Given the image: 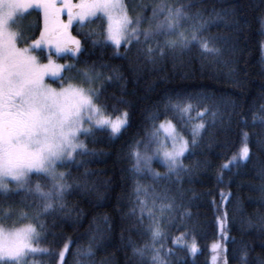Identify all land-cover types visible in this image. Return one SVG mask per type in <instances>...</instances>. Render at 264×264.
<instances>
[{
    "label": "trees",
    "instance_id": "obj_1",
    "mask_svg": "<svg viewBox=\"0 0 264 264\" xmlns=\"http://www.w3.org/2000/svg\"><path fill=\"white\" fill-rule=\"evenodd\" d=\"M155 2L179 7L189 0H126L132 13L143 10L147 20L142 18V24L146 27L150 18L146 16L149 8L144 5ZM192 2L191 12L202 11L204 19L212 21L201 35L215 38L210 46L218 47L219 54H205L193 44L182 52L165 49L168 54L161 57L158 46L175 37L156 36L145 42L141 35L140 43L134 39L121 44L116 55L117 49L103 42L107 36L103 16L73 24L70 31L86 51L78 57L79 63L71 53L57 58L78 69L94 66V73L100 74L97 81L101 95L97 102L110 116L127 112L128 126L115 137L107 128L96 129L87 136L89 152L76 155L74 163L60 165L63 172L71 173L69 183L88 182L87 190L74 188L66 195L65 212H49L37 219L32 211L40 205L38 198L24 190L0 192L5 228L18 227L29 219L39 230L41 248L48 249L47 253L30 254L28 264H60L58 253L65 244L70 247L64 264H75L76 249L86 250L89 246L93 255L79 257L87 264H152L150 257L133 252V247L143 248L151 240V234L145 231L149 220L143 217L141 223L137 219L140 214L134 188L143 181L162 192L176 217L166 231L170 243V250L165 243L170 251V255L163 256L166 264H211V245L218 240L220 229L216 206L225 193L227 264L264 262V0ZM23 19L19 38H37L43 24L42 11L33 9ZM185 28L188 25L182 30ZM94 40L99 43L93 44ZM149 48L154 51L149 53ZM41 51L46 57L44 49ZM103 64L108 67H101ZM113 69L120 79L114 78ZM71 74L78 73L66 71L63 76ZM55 81L59 84L60 80ZM187 109L205 124L198 147L183 159L191 172L182 174L179 181L175 176L153 180L130 172L136 142L146 139L153 124L170 120L191 140ZM245 142L250 148L249 158L230 169H221ZM34 177L46 184L42 177ZM7 209L11 217L3 216ZM14 210H21L18 217ZM187 233L196 238L195 254L173 243Z\"/></svg>",
    "mask_w": 264,
    "mask_h": 264
},
{
    "label": "snow or ice",
    "instance_id": "obj_2",
    "mask_svg": "<svg viewBox=\"0 0 264 264\" xmlns=\"http://www.w3.org/2000/svg\"><path fill=\"white\" fill-rule=\"evenodd\" d=\"M192 6L193 2L189 0L187 4H181L179 7L167 4L154 7L150 28L143 33L144 41L147 42L149 38L156 36L167 37L175 34L177 37L165 39L163 46H158L161 57L168 54L165 49L172 53L177 50L182 52L193 44H197L205 54H219L218 47L210 46L215 38L201 35L212 21L204 19L202 11L191 12ZM32 8H39L42 11L43 28L40 30L39 38L33 40L27 47L20 48L17 46L18 33L10 31L9 25L16 17L23 16ZM64 13L67 15V21L61 19ZM98 15L107 20V36L103 42L111 43L117 49L116 55H119L118 49L122 41L131 43L135 39L140 43L138 37L140 29L132 25L138 26L141 21L129 18L122 0H78L76 3L73 0H0V192L6 194L10 191L5 181L11 180L17 184L18 190L35 193L40 200L37 219L49 212H65L67 207L65 197L74 188L87 190V180L69 183L67 177L71 173L57 171L58 165L74 163L78 152L81 154L89 152L86 145L79 141V136L91 135L93 128H107L115 137L128 126L127 112L122 113V118L113 120L105 113L104 106L97 102L100 100V91L90 86L100 75L94 73V66L92 69H78L75 64H57L53 60L54 49L57 56L71 53L79 63L78 57L86 49L82 41L73 36L70 30L74 22L83 24ZM185 25H188V28L181 30ZM186 32L190 33V38ZM92 43L99 42L94 40ZM44 47L48 49L47 63H41L40 58L33 54L35 49ZM153 51L151 48L148 49L149 53ZM83 63L87 64V61ZM101 67L108 65L103 64ZM66 71L78 73L83 83L89 86L71 83L72 76L67 78L63 76ZM113 73L115 79H120L116 69H113ZM48 76L60 80L61 87L57 89L47 84L45 80ZM65 79L69 82L65 83ZM108 79L111 80L112 77ZM120 102L126 103L123 100ZM85 122L91 127H84ZM161 130L166 133V139H170V148L165 140L159 139ZM204 130V123L194 125L189 141L175 130L170 120L162 121L158 126L153 124L152 130L146 132L147 142L144 140L136 142L137 146L144 145V153L140 151L131 153L134 163L129 171L134 174L150 172L149 165L156 158L168 169V173L164 176L152 173L153 179H168L175 176L179 181L182 174L191 172V169L183 164L182 157L198 147ZM153 144L157 147L151 156L147 155ZM249 155L250 148L245 143L238 157L234 155L227 164L220 167L230 169L237 160L240 163L245 162ZM33 173L42 177L46 184L37 182L34 187H29V178ZM84 175L87 176V172ZM141 192L146 194L147 190L137 182L134 193L141 207V214L137 219L143 223V210L147 201L140 198ZM167 207L171 208L172 205ZM148 217L150 223L145 227V231L151 234L152 243H146L143 248L133 247V252L143 257L151 251L152 264H166L161 249L154 247L163 238L161 226L151 211L148 212ZM105 220L107 221V217ZM40 227L41 229L44 227L42 222ZM39 238L40 233L32 224L7 232L0 227V264H23L27 254L47 253L48 249L33 246V241ZM182 238L183 234L180 238L174 239L173 243ZM69 247V244H65L58 253L60 264H64ZM197 250L193 242L189 246V251L195 254ZM92 255L91 246L86 250L78 247L73 253L77 258L75 264H87L86 260L82 262L79 257L87 258Z\"/></svg>",
    "mask_w": 264,
    "mask_h": 264
},
{
    "label": "rangeland",
    "instance_id": "obj_3",
    "mask_svg": "<svg viewBox=\"0 0 264 264\" xmlns=\"http://www.w3.org/2000/svg\"><path fill=\"white\" fill-rule=\"evenodd\" d=\"M74 3L78 2V0H73ZM122 3L125 5V9L127 11V14L129 16L130 19H132L133 21H135L136 19H140L141 23L137 26L136 24H133L132 27H138L140 29V32L138 34V37H140L141 35H143L144 31L145 30H148L150 28V25L149 27L147 26H144L142 24V18L143 20H147L145 19V17H143V10L140 11V14L137 12V13H132L129 8V6L127 5L126 3V0H122ZM161 4H166L165 2H155L153 4H145L144 7H146L147 9L149 8V12L148 14L146 15L147 18H151L153 17V9L154 7H156L157 5H161ZM149 5H151L152 7H150ZM169 6H171L170 4H167ZM33 9H37V8H32V9H29L27 13L31 12ZM39 9V8H38ZM25 13V14H27ZM24 14V15H25ZM145 14V13H144ZM23 15V16H24ZM134 15V16H133ZM23 16H18L15 18V20L9 25V30L12 31V32H15V33H18V39H17V46L20 47V48H24V47H27L28 45L31 44V42L37 38H39L40 36V31H39V36L37 38H27L28 36H24L22 37V39L19 38V32H20V25H21V22H24V19H23ZM99 16V15H98ZM102 16V15H101ZM105 18V17H104ZM160 19H163V17H159ZM61 19H63L64 21H67V15L66 13L62 14L61 16ZM92 19V18H91ZM106 19V18H105ZM36 21H34L35 23ZM76 22H74L75 24ZM106 27H107V20H106ZM23 28V26H22ZM43 28V24L41 25V29ZM182 30V29H181ZM173 36L175 37V39L177 38L175 34H173ZM190 36V35H189ZM134 40V39H133ZM132 42V41H131ZM121 44H128L124 41L121 42ZM44 49L45 51V55H42L41 54V50ZM263 49H264V46H263ZM53 52V60L55 61V63L57 64H68V63H61L60 62V58H57L59 56H62L59 55H55V50H52ZM47 53H48V49L46 47L44 48H41L40 50L39 49H35L34 50V53L35 55H37L39 58H40V62L41 63H47ZM43 57V58H42ZM73 76V79L70 81L71 83H74V84H82L83 86L85 87H88L89 85L86 84V83H83V80H82V77L79 76V74H76L74 76V74H71ZM74 77H77L76 79ZM57 80L56 78L52 77V76H48L46 77V80L45 82L47 84H50L52 87L54 88H60L61 87V81H59V84L56 83ZM65 83L69 82L67 81V79H65L64 81ZM98 82L97 81V78L94 79L91 83V87L94 88V89H98L99 90V85H98ZM106 113V112H105ZM107 114V113H106ZM108 115V114H107ZM110 116V115H108ZM113 120H115L116 118H122V113L117 115V116H110ZM186 118L188 119L186 121V123L188 124V126L190 125V131H191V128L196 125V124H199L201 123V120H199V117L196 116V117H192V114H191V110L187 109L186 110ZM166 121H169V120H166ZM172 122V121H171ZM160 124V123H159ZM158 124V125H159ZM172 124L175 126V130L177 132H179L180 134H182L186 139H188L177 127L176 125L172 122ZM157 125V126H158ZM84 127H91V125H89L87 122L84 123L83 125ZM97 128H93V131H95ZM92 131V132H93ZM87 136L88 135H84V134H81L79 136V141L83 142L85 145H87L86 143V140H87ZM159 139L160 140H165V142L167 143L168 147L170 148L171 147V142H170V139H166V133L161 130L159 132ZM145 142L146 139H144ZM247 143V142H245ZM244 143V144H245ZM243 144V145H244ZM242 145V146H243ZM157 147L156 144H153L152 145V148L148 151L147 155H152L153 154V151L155 150V148ZM249 147V146H248ZM242 148V147H241ZM135 151H140L142 154L144 153V145L143 144H140L139 146L136 147V150ZM79 152L76 154L78 155ZM187 154V153H186ZM185 154V155H186ZM239 155V152L238 154H236L235 156L238 157ZM76 157V156H75ZM233 157V156H232ZM231 157V158H232ZM230 158V159H231ZM183 159L184 157H182V162H183ZM229 159V160H230ZM228 161H226L224 164H227ZM240 162L237 160L236 163L234 164H239ZM151 171H142L141 173H139L140 175L142 176H148V178H151L153 179V176H152V173H158L160 174L161 176H164L165 174L168 173V169L161 163V161L159 159H156L154 158L150 165H149ZM57 171H62L60 169V165L57 166ZM167 171V173H166ZM34 175H37L35 173L31 174L30 175V178H29V187H34V185L39 182L35 177ZM147 178V179H148ZM153 180H156V179H153ZM161 180V179H160ZM7 184H8V187L10 189V191H14L17 189V184L14 182V181H11V180H6L5 181ZM40 183V182H39ZM141 187L143 189H146L147 190V193L145 194L144 192H141L140 194V198L143 199V200H146L147 201V205L146 207L144 208L143 210V217H146L148 220H149V223H150V219L148 217V212L151 211L153 213V216L157 219V221L159 222L160 226H161V230H162V233H163V238L159 240V242H157L154 247L156 248H160L161 249V255L164 256V255H170V243L168 242L167 240V237H166V231L168 229V225H173L175 223V220H176V217L173 216L174 214H172V208H169L167 207V205H169L166 200L164 199V197L162 196V192H159L157 191V189H155V187L153 185H150L147 181H143L141 184ZM18 190V189H17ZM47 190V189H45ZM27 192V191H26ZM30 193L31 195H33L35 197V199H37L38 197L36 196L35 193L33 192H28ZM225 193V192H223ZM38 201L40 202L39 198H38ZM227 201V193H225L221 199V201L217 204L216 208H217V212H218V224L220 225V229H219V238L218 240H216L215 242L212 243L211 245V264H227V260H226V255H225V251H226V241L228 240V235L225 231V203ZM8 211H6L4 213L3 216L5 217H11L12 215V212L11 210L7 209ZM138 213L141 214V207L139 205V208H138ZM38 211V208L34 209V212L33 214L36 215ZM166 212H169L168 214ZM13 213L15 214L16 217L19 216V214L21 213V210H14ZM2 213L0 212V227L4 228L5 231H14L16 229H19V228H23L24 226L28 225V224H32L31 222H29L27 219L26 222H23L22 225H19L18 227H13V228H5L6 225L4 224V222L2 221ZM24 217V216H23ZM4 224V225H3ZM33 225V224H32ZM35 226V225H34ZM37 231L39 232V230L37 229ZM41 236V235H40ZM180 236L176 237V238H180ZM175 238V239H176ZM193 242H195V240L192 239V237L190 235L187 234H183V238L182 239H179V241L176 243L180 246H183V247H187L189 248V246H191L193 244ZM152 243V240H150L149 244ZM165 243L168 244V248L165 246ZM196 244V242H195ZM33 246L34 247H39L41 248L42 245H40L39 243V239L38 240H34L33 241ZM197 246V244H196ZM42 249V248H41ZM197 249H198V246H197ZM174 252V251H172ZM32 254V253H30ZM30 254H27L24 258V262L23 264H28L29 262L28 261V258L30 256ZM152 256V253L151 251L147 252L144 257H150L151 258ZM29 261H32L31 259ZM152 262V260H151ZM31 264H36L35 262L31 263Z\"/></svg>",
    "mask_w": 264,
    "mask_h": 264
},
{
    "label": "bare ground",
    "instance_id": "obj_4",
    "mask_svg": "<svg viewBox=\"0 0 264 264\" xmlns=\"http://www.w3.org/2000/svg\"><path fill=\"white\" fill-rule=\"evenodd\" d=\"M99 89H101L100 85H99ZM166 173H167V171H166ZM190 235H191L192 239L195 240V242L197 243L195 236L192 233Z\"/></svg>",
    "mask_w": 264,
    "mask_h": 264
}]
</instances>
